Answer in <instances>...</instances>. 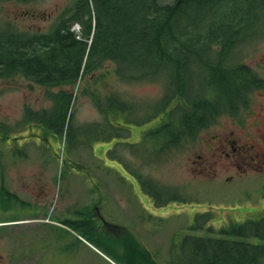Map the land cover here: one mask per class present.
I'll return each mask as SVG.
<instances>
[{
  "label": "rangeland",
  "instance_id": "374dc122",
  "mask_svg": "<svg viewBox=\"0 0 264 264\" xmlns=\"http://www.w3.org/2000/svg\"><path fill=\"white\" fill-rule=\"evenodd\" d=\"M228 1L224 0L216 5L218 14L214 17L217 24L224 19L219 14L225 11ZM75 2L77 0H5L0 5V24L48 33L56 21L59 22L60 15L70 3ZM194 2L190 7L192 13L197 18L207 16L205 13L212 7H204L202 11L195 10V7L198 3L204 4L210 0ZM249 3L247 1L244 21L243 10L231 9L234 10V17L239 20V24L243 21L240 27L233 28L226 21L219 30L213 23V27L193 31L194 38L200 36L203 44L208 42L210 45L216 41L218 34L225 36L224 39L228 42L229 39L239 38L251 30L259 31L253 38H246L248 44L238 42L235 45H225L228 48L223 67L226 69V76L231 75L229 70L236 68L238 61H243L264 78V19L257 20L264 15V10H251ZM221 4L225 6L222 9L219 8ZM187 5L191 3L188 2ZM97 7L99 10L95 16L104 18L106 13L100 5ZM227 12L225 11L226 14ZM116 19L112 16L110 20L111 32L116 31L113 28ZM235 30L237 31L234 32ZM119 52L120 48L116 47L115 53ZM181 55L185 56V53ZM228 55H232L231 58ZM115 66L108 61L98 72V76H101L98 81L92 80L90 75L85 76L86 73L80 77L75 103L73 97L72 115L68 111L64 116L66 98L65 105L60 104L54 110L56 124L52 128H56L63 121L62 133L55 130L58 134H54L48 128L43 129L40 126H29L28 135L22 134V138H19L21 134L13 133L11 138L19 143L20 150L10 156L11 148H16L17 143L13 140L7 142L8 130L0 128V264H205V260L207 264H213L209 255L195 254L197 251L192 238L185 242L184 235L188 234V237L197 234L195 230L189 229L197 213L202 210L212 213H207L209 219L204 220V224L207 223L204 228L211 226L206 230L210 234L202 229V235L214 237H220V231L230 228L232 224H241L248 218L254 220L258 216H264V207H261L264 205V197L257 196H264L261 179L249 183L231 180L228 178L231 171L222 160H218L210 169L212 172H200L201 164L210 158L208 143L211 134L221 130L219 127L228 123L229 116L219 117L214 126L202 130L182 150L174 152V148H169L157 153L155 134L154 141L151 139L149 142V137L134 136L133 128L137 126L135 130L139 131L153 128L154 121L139 123L153 116L155 107L157 109L166 96V88L169 93L175 92L174 78L170 75L164 78V74L158 71L152 74L153 78H148L155 81L143 79L131 82L114 73L108 76ZM106 67L109 69L106 70ZM163 67L161 65V69ZM197 67L198 64H193L188 88H193L199 81ZM183 73L188 75L190 69L183 70ZM238 74H235L236 78ZM205 84L202 82V85ZM205 86L207 87H202L203 89L196 88L201 92L205 91L209 95V101H216L215 96L220 94L217 87H208V83ZM45 91L44 87L33 84L23 76L0 80V122H6L11 127L17 126L25 120L27 104L35 109L52 106L53 102ZM185 92L189 96L193 94L189 89ZM246 93L248 94V90ZM262 94L264 89L255 91L251 104L260 121L264 120ZM98 101L107 108L105 114L98 106ZM119 104L126 106V112L114 114L113 108H118ZM135 111L137 122L131 119ZM245 117L251 121L248 114ZM40 136L42 138L35 140ZM45 147L49 149L46 150ZM114 157L122 164L113 160ZM142 171L151 173V180L147 179V182L157 185L158 181L161 185L170 186L185 201L173 202L174 205L166 209V206L157 208L154 205L149 208L143 199L149 196L139 186L141 183L145 185L144 180H138ZM260 184L263 186L256 188ZM90 185L116 187L100 192L106 195L105 205L109 199L103 213L109 222L108 226L114 225L116 232L121 228L125 229L133 235L132 238L128 237V240L122 236L113 240L97 234L88 238L80 227L71 225L76 232L93 243V246L85 238V241L81 240L70 224L64 221L65 217L76 215H68V208L72 211L74 208L84 207L86 199L93 197L92 192H87ZM245 186L251 189L238 195V191ZM126 187L132 188L133 199L125 195ZM232 203H241L239 207L243 210ZM85 209H89V205L79 210L81 215ZM45 215L51 216L55 220L54 224L39 223L43 219L47 220L40 218ZM31 218H36L33 219L35 222L26 221ZM59 234L67 235L62 242L58 238ZM224 237L234 236L225 234ZM250 241L258 242L255 238ZM182 242L185 253L181 250ZM126 244L132 246V251ZM173 247L175 251L171 250ZM134 253L140 255L130 257ZM232 264L236 263L232 261ZM260 264H264V259Z\"/></svg>",
  "mask_w": 264,
  "mask_h": 264
},
{
  "label": "trees",
  "instance_id": "16d2710c",
  "mask_svg": "<svg viewBox=\"0 0 264 264\" xmlns=\"http://www.w3.org/2000/svg\"><path fill=\"white\" fill-rule=\"evenodd\" d=\"M3 1L5 0H0V5ZM92 1L96 12L99 10L97 5H100L106 16L104 18L100 16L99 19L96 15V32L86 62L84 61L86 47L78 44L73 34L69 31L66 33L63 28L71 20L86 18L87 31H91L90 0H77L48 33L17 29L14 26L0 24V79L22 75L48 89L59 87L58 91L52 94L54 108L40 112L30 109L28 114L30 120L39 121L53 129L52 127L56 124L54 110L60 104L65 105L64 99L66 98L64 116L68 113L69 102L73 94L72 89L83 66L84 73L93 70L97 65L100 66L101 64L96 61L99 56H106V58H110L108 60L116 58L127 62L128 73H131L134 68L143 69L145 75L139 78L147 75L152 76L153 73L160 71L161 65H164V69L168 70L165 76L170 75L174 78L173 84L176 89L173 93L168 92L167 96L171 100L164 105L165 109L170 102L176 101L187 89L193 93L186 99L187 109L181 105L176 106L171 110L170 118L166 119L163 125L147 134L149 142L151 139L154 141L155 134L157 153L169 148H174V151L185 148L197 138L201 129L205 127L206 117L211 112L208 98L202 95L200 89L207 87L205 86L207 83L208 87L216 86L217 92H220L219 96L218 93L216 96V98L218 97L217 110L224 106L225 100L228 103H233L244 101L242 100L244 98L245 101L240 104L248 107L246 99L251 94L253 85L261 84L258 75L248 64L240 65L242 64L240 61L236 64V68L229 70L230 76H226V69H223L228 50L225 45H235L242 41L245 35L240 37L238 35L239 38L229 39L227 42L224 39L225 36L218 34L220 36L217 35L216 41L210 45L208 42L203 44L200 36L194 38L193 31L213 27V23L214 26L219 27V30L224 27L226 21H229L233 28L240 27L241 22L239 24V20L234 17V10L231 9L243 10L242 19L244 21L247 1L250 2L251 10L262 11L264 10V0H240V2L229 0L226 7L221 4L219 8L222 9L224 6V10L228 12L226 14L224 11L219 14L224 17L219 24L214 17L218 14L216 5L224 0L198 3L195 10L202 11L204 7L208 9L212 7L205 13L207 16H202V18H197L190 9L195 3L194 0ZM188 2L191 5H187ZM112 16L117 18L113 22L115 32L110 31ZM261 19H264V15L257 20ZM218 30L216 29V31ZM196 41L197 43H195ZM116 47L120 48L119 53H115ZM181 53H185V56ZM231 56L228 55L229 58ZM195 63L198 64L196 72L200 78L193 88H188V81L193 73L192 66ZM187 69H190V73L185 75L183 70ZM117 72L127 80L135 78L126 75L121 71L120 66H118ZM236 73H239L237 78ZM202 82L206 84L202 85ZM250 83H252L251 86H248ZM196 87L200 89L198 90ZM246 90H248V94ZM207 96L209 95L207 94ZM63 127L62 121L54 129L61 132ZM154 188L155 191L160 192L158 194L163 193L162 197L159 195L162 198L159 203L162 205L173 200H185L183 196L178 195V191L171 189L170 186L157 184L154 185ZM154 193L151 191V195ZM228 229L230 230H222L220 237L193 235L188 236L187 241L192 238L197 251L195 254L197 256L202 253L209 255L213 264H232V261L236 264H260L264 259V217L233 225ZM225 234L234 237H224ZM128 236L132 238L130 234H126L124 238L129 240ZM251 238H255L258 242L250 241ZM125 241L127 242V240ZM128 245L126 244L132 251V246ZM135 255L140 254L134 253L130 257ZM205 264H207V260H205Z\"/></svg>",
  "mask_w": 264,
  "mask_h": 264
},
{
  "label": "flooded vegetation",
  "instance_id": "af4514ba",
  "mask_svg": "<svg viewBox=\"0 0 264 264\" xmlns=\"http://www.w3.org/2000/svg\"><path fill=\"white\" fill-rule=\"evenodd\" d=\"M247 114L251 121L245 116L240 119L231 116L232 121L226 124L228 132L212 136V158L203 162V170L211 168L222 159L225 167L233 173L229 177L233 176L240 182L254 180L264 171V120H258L252 105ZM92 215L98 216L99 222H103L100 214L92 212ZM65 219L71 221L70 217Z\"/></svg>",
  "mask_w": 264,
  "mask_h": 264
}]
</instances>
